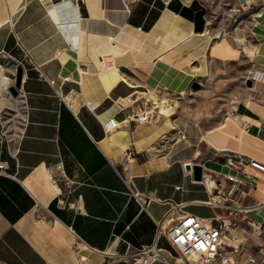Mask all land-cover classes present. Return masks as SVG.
Masks as SVG:
<instances>
[{
  "label": "crops",
  "instance_id": "obj_1",
  "mask_svg": "<svg viewBox=\"0 0 264 264\" xmlns=\"http://www.w3.org/2000/svg\"><path fill=\"white\" fill-rule=\"evenodd\" d=\"M123 2L121 18V0H0V264H123L155 241L165 215L166 226L184 212L213 218V196L186 163L226 184L228 174L243 180L246 197L228 203L264 217V173L226 161L264 163V61L247 64L225 101L182 118L200 95L192 82L207 84L234 58L211 53L202 0ZM152 92L178 100L172 127L157 108L139 119ZM157 245L176 256L165 236Z\"/></svg>",
  "mask_w": 264,
  "mask_h": 264
},
{
  "label": "built area",
  "instance_id": "obj_2",
  "mask_svg": "<svg viewBox=\"0 0 264 264\" xmlns=\"http://www.w3.org/2000/svg\"><path fill=\"white\" fill-rule=\"evenodd\" d=\"M61 1L64 4L71 2ZM72 98V93L62 96L64 102ZM110 123L114 125L113 121ZM226 161L246 176H252L249 169L264 173V163L257 159L229 155ZM3 168L0 163V171ZM226 180L227 184L210 175H202L206 189L213 196L208 202L215 208L213 218L203 219L184 212L178 220L166 226L168 219L165 215L159 222L155 241L136 249L123 264H264V217L256 221L248 216L251 207L228 203L246 197L247 189L246 183L234 174H228ZM131 195L141 197L135 189L131 190ZM160 236L167 238L176 256L169 258L163 253L157 245Z\"/></svg>",
  "mask_w": 264,
  "mask_h": 264
},
{
  "label": "rangeland",
  "instance_id": "obj_3",
  "mask_svg": "<svg viewBox=\"0 0 264 264\" xmlns=\"http://www.w3.org/2000/svg\"><path fill=\"white\" fill-rule=\"evenodd\" d=\"M205 5L207 19L209 21L208 33L214 40V43L223 41L224 37L228 38L233 53L227 57L234 60L224 63L223 69H215L209 77L207 84H200L195 90L198 97L194 100H187L181 110L185 115L182 118L194 120L191 111L197 107H215L216 102L225 101L227 95H231L238 88V85H244V78L249 76L247 73V64L255 62L258 54L256 48L260 47L255 29L258 25L255 15L264 10V0H202ZM243 29V36L236 39V29ZM235 38V39H234ZM225 57V58H227ZM224 61L218 64L222 65ZM167 103L176 105V112L179 109L178 100L174 98L172 102L163 99ZM235 102L236 98H231L228 102ZM178 113V112H177ZM177 113L172 118H177ZM180 114V113H179ZM12 122L18 124V111L11 117ZM220 121L222 118H215ZM205 120H214L213 118H204ZM262 210L259 211L261 213Z\"/></svg>",
  "mask_w": 264,
  "mask_h": 264
},
{
  "label": "bare ground",
  "instance_id": "obj_4",
  "mask_svg": "<svg viewBox=\"0 0 264 264\" xmlns=\"http://www.w3.org/2000/svg\"><path fill=\"white\" fill-rule=\"evenodd\" d=\"M121 18L124 16V13L126 12V6L121 0ZM255 20L257 21L258 25L256 29L254 30L258 41L260 43V47L256 48V51H258V55L255 58L257 61H264V54L261 55L260 52L264 53V10L261 12H258L255 15ZM243 36V29L237 28L236 29V39L241 38ZM211 36L208 34L206 36L207 42L211 41ZM228 38L224 37L223 41L218 42L217 44L214 45V47L211 50V53L215 56L225 58L229 55L230 53H233V51L230 48V45L228 44ZM235 39V38H234ZM204 57V54L202 55ZM229 58V57H227ZM231 58V57H230ZM8 78L3 74L1 68H0V84H5L7 82ZM150 99L153 103V107L151 110L145 112V114H140L139 119L144 121L148 120L149 116L151 113H154V108H157V112L162 116L163 122L165 126L167 127H172V116L176 113V105H172L170 103H167L165 100L160 99V97L155 93L152 92L150 95ZM144 115H146L144 117Z\"/></svg>",
  "mask_w": 264,
  "mask_h": 264
},
{
  "label": "water",
  "instance_id": "obj_5",
  "mask_svg": "<svg viewBox=\"0 0 264 264\" xmlns=\"http://www.w3.org/2000/svg\"><path fill=\"white\" fill-rule=\"evenodd\" d=\"M21 80H22V67L20 65L17 66L16 69V74L14 77V82L12 84H10L7 88L8 92L16 97L18 95V89L21 85ZM246 85L247 86H252V81L250 79H248L246 81ZM200 83L197 81H193L191 84V88L193 89H197L199 88ZM185 170L187 171H192V175L193 178L195 180H201L202 179V175H203V171H202V167L200 165L197 164H191V163H186L184 164Z\"/></svg>",
  "mask_w": 264,
  "mask_h": 264
}]
</instances>
